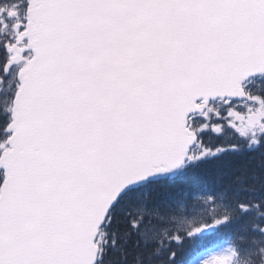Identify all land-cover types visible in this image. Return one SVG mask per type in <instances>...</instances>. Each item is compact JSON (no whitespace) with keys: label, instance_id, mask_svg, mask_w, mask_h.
<instances>
[{"label":"snow or ice","instance_id":"obj_1","mask_svg":"<svg viewBox=\"0 0 264 264\" xmlns=\"http://www.w3.org/2000/svg\"><path fill=\"white\" fill-rule=\"evenodd\" d=\"M0 264H264V0H0Z\"/></svg>","mask_w":264,"mask_h":264}]
</instances>
